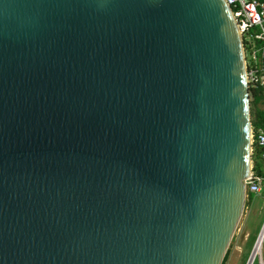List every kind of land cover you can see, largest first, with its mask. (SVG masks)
<instances>
[{
  "label": "water",
  "instance_id": "95a60500",
  "mask_svg": "<svg viewBox=\"0 0 264 264\" xmlns=\"http://www.w3.org/2000/svg\"><path fill=\"white\" fill-rule=\"evenodd\" d=\"M251 126L225 0H0V264H222Z\"/></svg>",
  "mask_w": 264,
  "mask_h": 264
},
{
  "label": "built area",
  "instance_id": "2783aa9c",
  "mask_svg": "<svg viewBox=\"0 0 264 264\" xmlns=\"http://www.w3.org/2000/svg\"><path fill=\"white\" fill-rule=\"evenodd\" d=\"M231 11L235 23L241 33L244 44V55L246 65V78L248 86H264V0H225ZM256 29V31H254ZM244 37L247 39V45L244 43ZM261 41L257 44V41ZM251 149L252 153L256 144L264 147V128L255 129L251 126ZM246 195H257L264 186V175L252 170L245 180ZM264 244V225L260 231L250 259L246 264H253L259 259L260 264H264L263 258Z\"/></svg>",
  "mask_w": 264,
  "mask_h": 264
},
{
  "label": "rangeland",
  "instance_id": "374dc122",
  "mask_svg": "<svg viewBox=\"0 0 264 264\" xmlns=\"http://www.w3.org/2000/svg\"><path fill=\"white\" fill-rule=\"evenodd\" d=\"M257 44L259 45L260 43L257 42ZM261 107L264 108V103L261 104ZM263 225L264 186L262 191L255 195L252 199H249L247 196L244 212L222 264H246L250 259L255 241L262 230ZM253 264H260L259 259H256Z\"/></svg>",
  "mask_w": 264,
  "mask_h": 264
},
{
  "label": "trees",
  "instance_id": "16d2710c",
  "mask_svg": "<svg viewBox=\"0 0 264 264\" xmlns=\"http://www.w3.org/2000/svg\"><path fill=\"white\" fill-rule=\"evenodd\" d=\"M256 31V29H254ZM247 39L244 37V43L247 45ZM260 43L261 41H257ZM250 104L252 123L255 129L264 128V108L261 104L264 103V86H249ZM254 170L259 174H264V147L256 144L252 153ZM255 197L254 194L250 195L249 199Z\"/></svg>",
  "mask_w": 264,
  "mask_h": 264
},
{
  "label": "crops",
  "instance_id": "0c3cea01",
  "mask_svg": "<svg viewBox=\"0 0 264 264\" xmlns=\"http://www.w3.org/2000/svg\"><path fill=\"white\" fill-rule=\"evenodd\" d=\"M253 202V201H252Z\"/></svg>",
  "mask_w": 264,
  "mask_h": 264
}]
</instances>
